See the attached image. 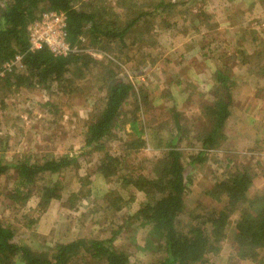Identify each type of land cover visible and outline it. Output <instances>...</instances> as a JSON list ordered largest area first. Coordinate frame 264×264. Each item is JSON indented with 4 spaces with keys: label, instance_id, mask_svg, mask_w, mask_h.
<instances>
[{
    "label": "rangeland",
    "instance_id": "1",
    "mask_svg": "<svg viewBox=\"0 0 264 264\" xmlns=\"http://www.w3.org/2000/svg\"><path fill=\"white\" fill-rule=\"evenodd\" d=\"M108 1L101 0L99 4L103 6ZM166 1L181 2L163 19L168 22L169 30L165 31L164 23L155 19L139 25L125 38L127 48L121 49L117 41H103L97 49H86L97 64L91 65L82 77L71 71L63 83V91L56 84L49 90L0 89V161L12 164L24 158L34 162L77 155L85 126L97 113L104 97L100 79L112 70L160 105L152 117L153 126L169 118L165 109L180 115L182 125L188 126L189 132L177 147L187 166L189 157L200 150L194 138L201 125L198 110L212 101L216 71L227 70L234 85L230 117L224 130L226 140L207 152L204 164L187 167L190 184L184 196L185 211L217 206L204 193L241 169H247L252 176L248 197L264 194V69H260V66L264 68V3L259 0ZM82 43L86 44V40ZM236 50L243 54L236 55ZM253 52L259 54V61ZM1 70L2 66L0 80L4 76ZM165 92L172 101L160 98ZM133 111L130 100L122 110L125 119ZM145 114L143 118L148 122L150 117ZM139 115V111L135 113ZM126 133H130L128 124L123 130H115V141L107 145L111 155L126 154L122 144ZM159 155L158 151L140 149L127 159L121 174L145 175L147 159ZM97 157L93 154L78 159L76 165L48 177V182L60 183L63 200L72 193L79 195L71 206L52 201L44 213L36 208L35 197L23 207L13 206L7 194L16 186L14 175L8 171L0 176V221L13 228L17 241L33 248L46 249L76 239H108L119 231L114 245L127 254L130 264L158 261L160 256L147 244V230L130 228L129 218L143 201V195L131 187L121 188L118 180L107 183L96 177ZM79 179L84 186H80ZM110 189H116L124 200L117 212L107 209L103 199ZM183 219L187 223V217ZM236 220V214L230 217L220 251L208 258V264H256L236 257L233 242Z\"/></svg>",
    "mask_w": 264,
    "mask_h": 264
},
{
    "label": "trees",
    "instance_id": "2",
    "mask_svg": "<svg viewBox=\"0 0 264 264\" xmlns=\"http://www.w3.org/2000/svg\"><path fill=\"white\" fill-rule=\"evenodd\" d=\"M100 1L0 0V68L15 57L21 59V69L12 68L3 74L0 89L14 92L35 88L49 90L56 84L61 92L71 71L82 77L91 65L97 64L86 49H97L103 41H117L121 49L127 48L125 38L139 25L155 19L164 23L165 31L169 30L168 22L163 19L181 4L166 0H109L101 6ZM259 1L264 3V0ZM48 11L65 13L67 41L76 48L75 52L54 57L46 48L29 51L27 27ZM82 40H86V44ZM235 52L243 54L241 50ZM252 55L257 61L261 59L256 52ZM260 69L264 68L260 66ZM100 81L104 97L97 113L85 126L81 151L77 155L41 158L34 162L24 158L12 164L0 161V176L11 171L16 180L15 188L7 194L9 202L23 207L35 197L36 208L43 213L52 201L64 207L68 203L73 205L72 201L79 194L72 193L63 200L60 183L48 182V177L76 165L78 159L95 154L98 156L94 169L96 177L107 183L118 180L121 188L131 187L143 195V201L129 218L130 228L147 230L149 249L160 256L151 264H208V258L219 253L229 219L234 214L237 215L233 228L236 257L264 264V194L248 197L252 176L247 169L232 173L204 193L217 206L196 213L185 211L184 196L190 184L187 167L204 164L207 152L226 140L224 130L230 117L234 85L227 70L216 71L212 101L198 110L201 125L194 138L200 150L189 157L187 166L182 162L177 145L189 131L188 126L182 125L178 113L165 109L169 118L153 126L152 117L160 105L150 99L148 93L136 91L133 84L122 80L112 70L103 74ZM160 98L172 101L166 92L160 94ZM130 100L134 111L125 119L122 110ZM138 111L140 118L135 116ZM144 113L150 117L148 122L143 118ZM127 124L130 133L122 140L126 154L113 156L107 145L115 141V130H123ZM145 148L160 153L147 159L146 174L122 175L127 159ZM79 181L80 186L85 185L82 179ZM103 199L106 208L114 212L121 209L124 201L116 189L108 190ZM183 216L187 217V223ZM119 233L116 231L108 239H76L46 249L33 248L17 241L13 228L0 221V264H130L127 254L114 245Z\"/></svg>",
    "mask_w": 264,
    "mask_h": 264
},
{
    "label": "built area",
    "instance_id": "3",
    "mask_svg": "<svg viewBox=\"0 0 264 264\" xmlns=\"http://www.w3.org/2000/svg\"><path fill=\"white\" fill-rule=\"evenodd\" d=\"M67 17L63 12H44L27 27L30 52L46 48L54 57L67 56L76 51L67 41ZM20 57L2 65V72L11 71L14 66L21 69Z\"/></svg>",
    "mask_w": 264,
    "mask_h": 264
}]
</instances>
